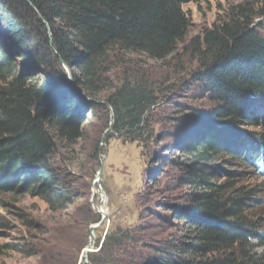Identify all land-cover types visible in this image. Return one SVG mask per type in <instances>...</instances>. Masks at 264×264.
I'll return each instance as SVG.
<instances>
[{"label":"trees","instance_id":"trees-1","mask_svg":"<svg viewBox=\"0 0 264 264\" xmlns=\"http://www.w3.org/2000/svg\"><path fill=\"white\" fill-rule=\"evenodd\" d=\"M191 1L0 0L1 24L25 59L18 70L0 45V194L39 196L53 210L69 201L53 159L59 144L78 134V97L98 93V65L113 50L154 59L176 51L190 32L184 5ZM186 50L197 62L193 84L210 92L215 106L210 117L194 121L198 129L181 145L184 159L175 165L185 172L189 202L177 207L181 238L160 248L156 262L264 264L257 250L264 247V223L250 213L254 191L236 186L238 171L213 165L227 155L235 166L256 163L264 174V134L238 133L264 119L258 114L264 108V0L228 4ZM62 62L76 69V84L61 70ZM108 103L114 128L122 132L140 130L155 101L143 82L130 80ZM220 172L227 174L221 182ZM122 239L109 236L101 248Z\"/></svg>","mask_w":264,"mask_h":264},{"label":"rangeland","instance_id":"rangeland-1","mask_svg":"<svg viewBox=\"0 0 264 264\" xmlns=\"http://www.w3.org/2000/svg\"><path fill=\"white\" fill-rule=\"evenodd\" d=\"M240 1L186 3L184 9L191 19L188 38L166 59L113 50L102 60L98 93L78 97L82 118L78 134L60 143L53 159L69 201L53 210L39 196L1 193L0 264H159V249L181 238L177 207L189 202L191 189L183 183L185 172L175 165L184 159L181 145L198 129L194 121L210 117L215 106L211 93L193 84L197 62L186 46L212 26L228 4ZM0 31V45L22 70L25 59L17 52L22 49L8 40L1 21ZM61 70L74 81V67L62 62ZM35 76L44 78L42 73ZM130 80L143 82L155 104L145 114L140 130L121 132L114 128L115 114L108 98ZM238 130L264 134V119ZM245 146L249 149L251 144ZM159 157L164 161H158ZM224 158L214 159L215 169L238 171L236 186L255 193L252 218L264 223V174L256 163L235 166L229 156ZM219 176L221 182L227 174L220 172ZM104 196L109 214L95 229V243L86 256L90 228L102 220L96 207ZM165 205L172 208L165 209ZM261 231L264 235V227ZM109 236L123 241L102 249ZM257 250L264 253V247Z\"/></svg>","mask_w":264,"mask_h":264},{"label":"water","instance_id":"water-1","mask_svg":"<svg viewBox=\"0 0 264 264\" xmlns=\"http://www.w3.org/2000/svg\"><path fill=\"white\" fill-rule=\"evenodd\" d=\"M73 83L74 84H76V82L75 81H73ZM96 210H97V212L98 213H100V210L98 209V207H96ZM108 216V214H102V220L97 224V225H95V226H92L91 228H90V241H89V243H88V247H87V249H86V256L88 255V252H90V251H92L91 249L93 248V246H94V243H95V241H94V231H95V229L98 227V226H100L101 224H103V222H104V220H105V218Z\"/></svg>","mask_w":264,"mask_h":264},{"label":"bare ground","instance_id":"bare-ground-1","mask_svg":"<svg viewBox=\"0 0 264 264\" xmlns=\"http://www.w3.org/2000/svg\"><path fill=\"white\" fill-rule=\"evenodd\" d=\"M101 191V190H100ZM102 192V191H101ZM104 199H103V202L101 203V205H98L97 207H98V209L100 210V214L102 215V214H109V213H107V211H108V208H107V205H106V198H105V196L103 197Z\"/></svg>","mask_w":264,"mask_h":264}]
</instances>
